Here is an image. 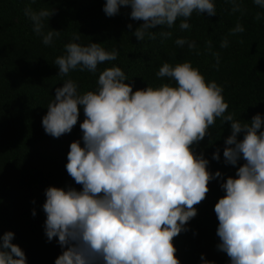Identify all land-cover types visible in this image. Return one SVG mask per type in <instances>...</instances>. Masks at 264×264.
Wrapping results in <instances>:
<instances>
[{"label":"clouds","instance_id":"9594fccd","mask_svg":"<svg viewBox=\"0 0 264 264\" xmlns=\"http://www.w3.org/2000/svg\"><path fill=\"white\" fill-rule=\"evenodd\" d=\"M228 3L232 13L243 14V0ZM253 3L264 9V0ZM122 6L131 8L132 20L143 21L133 32L137 41L154 39L152 29H171L178 19L180 30L190 29L194 12L217 14L215 0H106L103 11L113 17ZM54 14V9L25 8L45 46L60 35L57 30L45 31V22ZM255 19L261 21L264 13L258 12ZM244 31L237 22L229 35ZM160 35L170 38L172 33ZM72 40L54 60L61 77L73 70L96 74L98 65L118 58L115 47L76 42L79 32ZM175 44L197 49L187 38H177ZM228 46L225 37L220 47ZM207 50L212 51L211 41ZM212 55L218 68L220 55ZM156 75L175 83L133 91V84L125 83L129 80L125 72L113 65L100 72L95 90L81 93L71 78L55 88L42 118L45 132L55 138L70 133L81 108L85 119L80 123L82 137L70 144L66 164L81 190L54 186L45 190L44 232L49 242L58 238L62 249L54 264H181L173 239L188 231V222L197 215L194 205L205 199L209 182L222 175L211 173L209 161L194 148L211 135L209 128L217 118L231 127L224 142V163L235 167L243 161L235 176L220 185L225 195L214 207L217 248L227 254L229 264H264V116L257 113L250 122L236 119L227 112L223 87L206 81L191 61L165 62ZM212 159L220 160L219 148ZM14 235L6 231L0 236V264H27L25 252L13 243ZM200 259L201 264H214L203 254Z\"/></svg>","mask_w":264,"mask_h":264},{"label":"trees","instance_id":"16d2710c","mask_svg":"<svg viewBox=\"0 0 264 264\" xmlns=\"http://www.w3.org/2000/svg\"><path fill=\"white\" fill-rule=\"evenodd\" d=\"M105 2L0 0V236L6 231L15 234L13 243L25 252L27 264H54L62 254L58 238L49 242L44 232L45 190L50 186L82 188L68 174L66 164L70 144L82 137L83 109L72 131L59 138L47 134L42 126L55 88L61 87L64 80L76 81L81 93L95 90L100 72L115 65L125 72L129 78L125 83L133 84L135 91L148 85L174 84L167 77H157L159 68L165 62L175 65L191 61L206 81L214 80L223 87L224 99L229 105L227 112L234 113L236 119L250 122L257 113L264 116V19H255L264 9L253 0H243V14L232 13L228 0H215V16L194 12L188 21L190 29L180 30L178 19L171 29L164 26L152 29L155 38L143 41H137L133 35L143 21L131 19V8L122 6L119 14L108 17L103 11ZM26 7L36 11L55 10L45 22V31H60L51 45L45 46L34 33L25 15ZM237 22L245 31L229 35ZM128 24L133 27L129 29ZM162 31H170L171 37H162ZM77 32L80 40L76 42L101 43L107 50L115 47L118 58L98 65L96 74L73 70L67 77L59 76L54 60L64 53V46L73 42V34ZM225 37L229 46L221 48ZM177 38L195 41L197 49L190 50L187 45L178 47ZM208 41L212 42L211 52L207 50ZM212 52L220 55L218 68L214 67L216 58ZM209 132L210 136L206 135L194 146L195 152L202 153L209 161L211 173L219 171L222 175L209 182L205 199L194 205L197 215L188 222V231H182L173 239L175 255L181 264H201V254L214 264H229L227 254L217 248L219 221L214 207L225 195L221 183L229 176L234 177L243 161L235 167L224 163V142L231 135L230 122L222 124L217 118ZM238 138L242 139V134ZM217 148L219 161L212 159Z\"/></svg>","mask_w":264,"mask_h":264}]
</instances>
